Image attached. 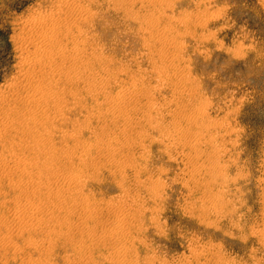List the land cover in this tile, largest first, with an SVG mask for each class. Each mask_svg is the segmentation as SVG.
<instances>
[{"label": "rangeland", "instance_id": "rangeland-1", "mask_svg": "<svg viewBox=\"0 0 264 264\" xmlns=\"http://www.w3.org/2000/svg\"><path fill=\"white\" fill-rule=\"evenodd\" d=\"M61 1L0 0V120L7 108L16 116L14 105L32 93L29 81L42 76L35 73L27 81L25 60L41 52L35 44L43 42V33L57 34L46 46L66 50L65 66L74 70L72 81L59 72L46 73L48 82L62 77L59 98L64 96L34 108L36 121L45 127L35 122L29 130L4 119L10 128L0 136V155L9 163L5 170L0 166V223L11 224H0V241L6 243L0 242V264H264V0H169L171 5L149 7L138 0H76L75 7L92 11L81 18ZM56 16L60 29L55 30L50 22ZM167 37L173 40L169 47ZM78 48L80 59H72ZM118 91L127 100L119 110L131 120H119L103 102ZM184 128L190 138L194 132L202 135L197 152L183 145ZM36 137L47 138L53 148L33 146ZM22 159L31 172L50 166L45 179L57 184L54 189L62 184L64 196L90 200L93 212H88L95 217L84 222L81 215L88 212L80 204L75 210L56 209L59 198L49 193L46 181L33 184L31 172L14 167V160ZM213 167L219 176L211 177ZM36 209L38 216L27 218ZM15 212L25 213L23 227L13 225ZM63 217L73 225H65Z\"/></svg>", "mask_w": 264, "mask_h": 264}, {"label": "bare ground", "instance_id": "bare-ground-1", "mask_svg": "<svg viewBox=\"0 0 264 264\" xmlns=\"http://www.w3.org/2000/svg\"><path fill=\"white\" fill-rule=\"evenodd\" d=\"M75 1L76 0H62L61 1V5H63V6H65V7H67V9H68V12H69V10L71 11V13H74V12H76L77 14H78V16L81 18V17H83V16H85V15H90V13L92 12L91 10H89L90 8L89 7H87V8H85V6H79V7H75L74 5H75ZM89 1V0H88ZM126 1H128V2H131V1H129V0H126ZM126 1H123V2H126ZM135 0H133L132 2L133 3H135L134 2ZM138 1H140L142 4H144L145 6H151V5H157V4H163L164 2H171V1H167V0H138ZM93 2V1H92ZM91 2V3H92ZM122 2V1H121ZM121 2H119V3H121ZM131 2V3H132ZM136 2H137V0H136ZM127 3V2H126ZM130 3V4H131ZM165 3L166 5H171L170 3ZM123 4V3H122ZM121 4V5H122ZM116 5V4H115ZM62 6V7H63ZM114 6V5H113ZM126 6V5H125ZM128 6H130V5H128ZM132 6V5H131ZM141 7V6H140ZM89 8V9H88ZM115 8H118V7H115ZM120 8V7H119ZM128 8V7H127ZM126 8V9H127ZM132 8H133V6H132ZM168 8V7H167ZM88 9V10H87ZM131 10V8H128V11H130ZM148 9V8H147ZM156 9H157V7H156ZM65 10V9H64ZM124 10V9H123ZM154 10V9H153ZM58 12V11H57ZM131 12V11H130ZM63 13V12H62ZM153 13V12H152ZM155 14V13H154ZM92 15V14H91ZM90 15V16H91ZM131 15H132V13H131ZM139 15V14H138ZM137 14H136V16H138ZM143 15H145L144 13H143ZM142 15V16H143ZM147 15V14H146ZM149 15V14H148ZM74 16V15H73ZM72 16V17H73ZM76 17H77V15H75ZM135 15L133 14V17H134ZM155 16V15H154ZM153 16V17H154ZM157 16V15H156ZM155 16V17H156ZM71 17V16H70ZM139 17V16H138ZM146 17V16H145ZM147 17H149V16H147ZM152 17V14H151V18H153ZM58 17L56 16V17H54V18H52V22H50V23H53V26H55L53 29H57V28H59L60 26V24L58 25L57 24V21H58V19H57ZM84 18H86V17H84ZM44 19H46V18H44ZM61 19V18H60ZM77 19V18H76ZM157 19V18H156ZM75 20V19H74ZM155 20V19H154ZM154 20H153V22H154ZM185 20V19H184ZM86 21H87V19H86ZM198 21V20H197ZM60 22V21H59ZM72 22V21H71ZM142 22V21H141ZM171 22V21H170ZM205 22V21H204ZM40 23V22H39ZM44 23V22H43ZM73 23V22H72ZM149 23V22H148ZM156 23V22H155ZM158 23H160V21H158ZM194 23V22H193ZM197 23H199V22H197ZM49 24V23H48ZM154 24V23H153ZM152 24V25H153ZM200 24H201V22H200ZM35 25V24H34ZM52 25V24H51ZM149 25H151L150 23H149ZM158 25V24H157ZM182 25V24H181ZM49 26V25H48ZM153 26H155V25H153ZM67 27V26H66ZM148 27V26H147ZM155 27H157V26H155ZM164 27V26H163ZM52 28V27H51ZM60 29V28H59ZM62 29V28H61ZM68 29V28H67ZM147 29V28H146ZM154 29V28H153ZM158 29H159V25H158ZM167 29V28H166ZM41 30V29H40ZM54 30V31H55ZM168 30V29H167ZM50 31V30H49ZM60 31L61 30H59V31H57V32H55V33H60ZM65 31V30H64ZM42 32V31H41ZM45 32V31H44ZM47 32V31H46ZM53 32V31H52ZM164 32V31H163ZM162 32V33H163ZM38 33V32H37ZM160 33V32H159ZM158 33V34H159ZM54 34V33H53ZM52 34V36H54ZM161 34V33H160ZM43 35H44V37L42 36V34H41V36L43 37V42H40L41 44H35V45H38L39 46V50L41 51L40 53H38V51L35 53V55L33 56H31V57H29V59H27V60H25L26 61V63L29 65V67H28V65H27V70L25 71L26 73H25V75L27 76L26 77V80L27 81H29L30 79H31V75H33V74H35V75H42L41 77H39V78H37V79H35V80H37V81H35V82H33V81H29L30 83H29V85L28 86H30L31 88L30 89H32L31 91H32V93H29L28 91V95L26 96V97H24L25 98V100L21 103V104H17V105H14V109H15V111H16V113H15V117H13L12 116V114H10V112H9V108H7V109H4V116H5V118L4 119H6V118H9L8 119V122H13L12 124H14V122H19V123H22L23 125H25V126H28V127H25L26 129L28 128L29 130H33V126H35L33 123H35V122H38L39 120L38 119H36V115H34V108L36 107V106H38L40 103H42V102H46V101H49L50 100V98H52L53 99V97L55 96V101L54 102H59L60 100V98L61 99H63L62 97L64 96H60V98H59V94H60V92L59 91H61V90H58V85H60V79H62V77L61 78H59V81H58V77L56 78V79H54V80H52V81H50V79H49V82L47 81V79H48V77H47V75L48 74H46V73H48V72H51V73H53L54 71L57 73V72H59V73H62V75L64 76V78H66L65 80H70V81H72V78H71V76H72V72L74 71L71 67H67V66H65L66 65V61L65 60H67L69 57L67 56V53H66V50L64 51H62L61 49H60V51H53V50H50V49H48L47 48V46L46 45H48L49 44V41L51 40V41H53V38L55 39L57 36V34L54 36V37H52V36H47V35H45L44 33H43ZM63 36H65L66 37V35H68L67 33L66 34H62ZM76 35V34H75ZM150 35V34H149ZM183 35V34H182ZM39 36V35H38ZM72 36V35H71ZM166 35H164V37H165ZM49 37V38H48ZM64 37V38H65ZM170 38V37H169ZM168 37L165 39L166 41H164V43L165 44H168V47H169V44H173V40H172V38L171 39H169ZM174 38V37H173ZM176 38V37H175ZM50 39V40H49ZM75 39V38H74ZM57 40H59V39H56L55 40V42H57ZM62 40V39H61ZM156 40V39H155ZM162 40H164V39H162ZM161 40V41H162ZM36 41V40H35ZM42 41V40H41ZM50 41V42H51ZM54 42V43H55ZM86 42V41H85ZM39 43V42H38ZM156 43V42H155ZM154 43V44H155ZM51 44V43H50ZM58 44H59V42H58ZM148 44H149V42H148ZM180 44V43H179ZM150 45V44H149ZM176 45H178V44H176ZM42 46H44V48L42 49ZM77 46V45H76ZM152 46V45H151ZM162 46V45H161ZM35 47V46H34ZM46 47V48H45ZM73 47V46H72ZM164 47V46H163ZM54 48V47H53ZM59 48V47H58ZM61 48V47H60ZM81 48V47H80ZM82 48H84V47H82ZM167 48V47H166ZM165 49V48H164ZM80 49L78 48V49H74V51H73V53L72 54H70V53H68V55L69 56H71V58L72 57H74V58H78V55H79V51ZM83 50V49H82ZM86 50V49H85ZM160 50H161V48H160ZM172 51V50H171ZM27 52V51H26ZM85 52V51H84ZM170 52V51H169ZM174 52V51H173ZM87 53V52H86ZM157 54V53H156ZM166 54V53H165ZM26 55V54H25ZM155 55V54H154ZM27 56V55H26ZM29 56V55H28ZM159 56V55H158ZM167 56H169V55H167ZM176 56V55H175ZM66 58V59H65ZM76 58V59H77ZM73 59V58H72ZM80 59V58H79ZM79 59H77V60H79ZM166 59V58H165ZM171 59V58H170ZM173 60V59H172ZM72 61V60H71ZM76 61V60H75ZM174 61V60H173ZM172 61V62H173ZM70 62V61H69ZM75 65V64H74ZM170 65V64H169ZM172 65V64H171ZM170 65V66H171ZM66 67L68 68V69H66ZM172 67V66H171ZM183 67V66H182ZM76 69V68H75ZM104 69V68H103ZM103 69H102V71H103ZM177 69V68H176ZM179 70V69H178ZM178 72V71H177ZM109 73V72H108ZM55 74V73H54ZM78 74V73H77ZM175 74H176V72H175ZM34 75V76H35ZM110 75V74H109ZM33 76V77H34ZM168 76V75H167ZM73 77V76H72ZM79 77V76H78ZM51 78V77H50ZM93 78V77H92ZM103 78V77H102ZM106 79H107V77H106ZM81 80V79H80ZM188 80V79H187ZM74 81V80H73ZM93 81V80H92ZM178 81H179V79H178ZM164 82V81H163ZM174 82V81H173ZM189 82V81H188ZM191 82V81H190ZM88 83V82H87ZM176 83L178 84V82L176 81ZM185 83H187V81L185 82ZM110 84V83H109ZM163 84V83H162ZM103 85V84H102ZM186 85V84H185ZM25 86V85H24ZM28 86H26V87H28ZM57 87V88H56ZM63 87V86H62ZM62 87H61V89H62ZM65 87V86H64ZM88 87V86H87ZM133 87V86H132ZM188 87V86H187ZM195 87H196V85H195ZM134 88H138L136 85H134ZM140 88H141V86H140ZM64 89V88H63ZM90 92L92 93H94V91H96L97 90V88H95L93 85H92V87H90ZM188 89V88H187ZM193 89V88H192ZM125 90V89H124ZM129 90V89H128ZM140 90V89H139ZM186 90V89H185ZM130 91V90H129ZM128 91V92H129ZM181 91H184V89H182ZM98 92V91H97ZM120 91H118V93H119ZM121 92H123V91H121ZM131 92V91H130ZM174 92V91H173ZM90 93V94H91ZM104 93V92H103ZM172 93V92H171ZM71 94V93H70ZM75 94V93H74ZM95 94H97L96 92H95ZM61 95V94H60ZM71 95H73V93L71 94ZM175 95H176V92H175ZM74 96H76V95H74ZM91 96V95H90ZM95 96V95H94ZM105 96V95H104ZM128 96V95H127ZM130 96V95H129ZM23 97V96H22ZM77 97V96H76ZM98 97V96H97ZM176 97V96H175ZM23 98V99H24ZM128 98V97H127ZM74 99V98H73ZM2 100V99H1ZM5 100V99H4ZM7 100V99H6ZM77 100V99H76ZM173 100V99H172ZM127 100H126V96L125 95H123L122 93H119L118 95H114V96H111V97H106L104 100H103V102L104 103H106L109 107H112V115L113 116H115V117H118L119 118V120L121 119V118H123L124 120H131V118L133 117H130V115L129 116H127L128 114H126L125 113V109H120L119 110V108H120V106H123V104H126L125 102H126ZM203 101V100H202ZM206 101V100H205ZM20 103V102H19ZM63 103V102H62ZM205 103V102H204ZM44 104V103H43ZM42 104V105H43ZM47 103H45L44 105H46ZM52 104H53V102H52ZM55 104V103H54ZM9 105V104H8ZM41 105V104H40ZM57 106V105H56ZM60 106H62V104L60 103ZM60 106H58V107H60ZM180 106V105H179ZM206 106V105H205ZM82 107H83V105H82ZM40 108H42V107H40ZM44 108V107H43ZM102 108V107H101ZM118 108V109H117ZM198 108V107H197ZM208 108V107H207ZM108 109V108H107ZM190 109V108H189ZM198 109H202V107L201 108H198ZM11 110V109H10ZM192 110V109H191ZM194 110H196V109H193L192 111H194ZM199 110V111H200ZM14 111V110H13ZM202 111H203V109L201 110V112H200V114L202 113ZM205 111V110H204ZM199 113V112H198ZM203 113H205V112H203ZM36 114V113H35ZM145 114H147L146 112H145ZM199 114V115H200ZM2 115V114H1ZM94 115V114H93ZM150 115V113L148 114V116ZM196 115H198V114H196ZM196 115L194 114V116L196 117ZM148 116H146L147 118V120L149 121V119H148ZM193 116V117H194ZM1 117V116H0ZM11 117V118H10ZM130 117V118H129ZM151 118H153L152 116H150ZM193 117H192V119H193ZM194 117V118H195ZM39 118V117H38ZM190 118V117H189ZM188 117H187V119H189ZM4 119L3 120H0V136L1 135H3L4 133H5V131L7 130V129H9L10 127H9V125L10 124H8L7 125V123L4 121ZM197 118H195V120H196ZM12 120V121H11ZM36 120H38V121H36ZM40 120H42V119H40ZM45 120V119H44ZM122 120V119H121ZM133 120V119H132ZM146 120V121H147ZM43 121V120H42ZM125 121V122H126ZM134 121V120H133ZM151 121V120H150ZM149 121V122H150ZM189 120H187L186 122H188ZM210 121V120H209ZM40 122V121H39ZM38 122V123H39ZM44 122V121H43ZM46 122H47V120H46ZM122 122H124V121H122ZM134 122H137V121H134ZM175 122V121H174ZM190 122V121H189ZM193 122V121H192ZM128 123V122H127ZM132 123V122H131ZM147 123V122H146ZM12 124H11V126H12ZM40 124V123H39ZM38 124V125H39ZM41 124H43V123H41ZM40 124V125H41ZM48 124V123H47ZM185 124V123H184ZM203 124V123H202ZM211 124V123H210ZM213 124H214V122H213ZM21 125V124H20ZM37 125V126H38ZM44 125V124H43ZM128 125V124H127ZM129 125H130V123H129ZM161 125V124H160ZM188 125V124H187ZM187 125H186V127H187ZM190 125V124H189ZM19 126V125H18ZM132 126H133V124H132ZM199 126V125H198ZM7 127H9V128H7ZM14 127H16V126H14ZM19 127H21V126H19ZM42 127V126H41ZM44 127H45V125H44ZM46 127H48V126H46ZM122 127H124V126H122ZM210 127V126H209ZM215 127V126H214ZM23 128V127H22ZM38 128V127H37ZM124 128H126V127H124ZM127 128H128V126H127ZM179 128V127H178ZM178 128H176V129H178ZM5 129V130H4ZM25 129V130H26ZM165 129V128H164ZM4 130V131H3ZM35 130V129H34ZM18 131H19V129H18ZM22 131V130H21ZM38 131H39V129H38ZM47 131V130H46ZM48 131H50V130H48ZM197 131V130H196ZM32 132V131H31ZM44 132H45V130H44ZM122 132H124V131H122ZM170 132V131H169ZM194 132V131H193ZM199 132V131H198ZM197 132V133H198ZM216 132V131H215ZM28 133V132H27ZM33 133H34V131H33ZM39 133V132H38ZM124 133H126V132H124ZM188 133H190L189 132V130L186 128H184V130L182 131V133H181V135H182V138H183V136H184V138L182 139L183 141H184V143H183V145L186 143V145L188 144L189 146H191L193 149H195L196 150V152H197V149H199V146H200V144H202L203 143V141H202V139L203 138H201L202 137V135L200 136L199 134H197L196 132H194L192 135H193V137L192 138H190L189 136H188ZM195 133L197 134V135H195ZM202 133V132H201ZM5 134H9V133H5ZM24 133H22V135H23ZM29 134H31V133H29ZM36 134V133H35ZM35 134H34V136H35ZM39 134H41V133H39ZM46 134H47V132H46ZM48 134H49V132H48ZM53 134V133H52ZM51 134V135H52ZM123 134V133H122ZM127 134V133H126ZM160 134V133H159ZM173 134V133H172ZM21 135V136H22ZM44 135H45V133H44ZM124 135V134H123ZM122 135V136H123ZM177 135H179V134H177ZM190 135V134H189ZM205 135V134H204ZM25 136V135H24ZM23 136V137H24ZM31 136V135H30ZM41 136H43V135H41ZM122 136H121V138H122ZM151 136V135H150ZM23 137H21V138H23ZM33 137V136H32ZM44 137V136H43ZM20 138V137H19ZM37 138V137H36ZM39 138V137H38ZM36 139L37 141H35L34 142V144H33V146H37L39 149H41V150H43V151H45L47 148H50L51 147V145H50V147H48V144H49V142H48V140L46 141V139L47 138H45V141H39V139L41 138H39V139ZM144 138V137H143ZM147 138V137H146ZM27 139V138H26ZM31 139H34V138H31ZM44 139V138H43ZM21 140V139H20ZM40 140H42V138L40 139ZM111 140H112V138H111ZM159 140V139H158ZM157 140V141H158ZM180 140H181V136H180ZM13 141V140H12ZM115 141V140H114ZM117 141H119V140H117ZM207 140H205V142H206ZM25 142V141H24ZM109 142V141H108ZM108 142H105L106 143V145H107V143ZM116 142V141H115ZM163 142V141H162ZM5 143V142H4ZM16 145H19V143H17V142H14ZM117 143V142H116ZM122 143H124V142H122ZM182 143V142H181ZM11 144H13L12 142H11ZM29 144V143H28ZM31 145H32V143H31ZM31 145H29V147L31 146ZM109 145V144H108ZM107 145V146H108ZM118 145V144H117ZM116 145V146H117ZM124 145V144H123ZM126 145V144H125ZM187 145V146H188ZM13 146V147H12ZM11 146V151H13V154H15L14 153V151L16 150V147L17 146H14V145H12ZM27 146V145H26ZM144 146V145H143ZM142 146V147H143ZM32 147V146H31ZM110 147H112L111 145H110ZM118 147L119 146H117V150H119L118 149ZM191 147H190V149H191ZM35 148V147H34ZM51 148H53V147H51ZM50 148V149H51ZM114 152H112L113 153V158H114V153H116V152H118V151H116V147L114 146ZM212 148H213V146H212ZM121 149H122V147H121ZM40 150V151H41ZM48 150V149H47ZM107 150V149H106ZM217 150V149H216ZM121 151V150H120ZM192 151H194V150H192ZM37 152V151H36ZM39 152V151H38ZM51 152V151H50ZM66 152V151H65ZM69 152H74L73 150H71V151H69ZM122 152V151H121ZM126 152V151H125ZM199 152V151H198ZM44 153H47V152H44ZM67 153V152H66ZM76 153V152H75ZM189 153V152H188ZM80 154V153H79ZM127 154H128V152H127ZM195 154V153H194ZM201 154H202V152H201ZM212 154V153H211ZM210 154V155H211ZM67 155H70V156H72L71 154H67ZM104 155V154H103ZM112 155V154H111ZM111 155H109V156H111ZM123 155V154H122ZM187 155V154H186ZM48 156V155H47ZM75 156V155H74ZM76 156H78V154L76 155ZM108 156V155H107ZM117 156V155H116ZM125 156H126V153H125ZM199 156V155H198ZM46 157V156H45ZM73 157V156H72ZM105 157V156H104ZM122 157H124V155L122 156ZM129 157V156H128ZM195 157V156H194ZM209 157V156H208ZM21 158V157H20ZM19 158V159H20ZM108 158V157H107ZM134 158V157H133ZM212 158V157H211ZM9 159V158H8ZM18 159V158H17ZM83 159V158H82ZM119 159V162H120V158H118ZM123 159H125V157L123 158ZM198 159V158H197ZM196 159V160H197ZM111 159H109V161H110ZM113 160H115V159H113ZM117 160V159H116ZM115 160V161H116ZM122 160V159H121ZM126 160H127V158H126ZM214 160V159H213ZM18 161V160H17ZM19 161H21V160H19ZM25 162H23V159H22V161L21 162H15V160H14V162L16 163V164H14V162H13V165H16V166H14L18 171H20V172H22V173H24V174H29L31 171L29 170L28 171V168L30 167H28V164L27 163H29V162H26V160H24ZM83 161V160H82ZM101 161V160H100ZM11 162V161H10ZM37 162V161H36ZM35 162V163H36ZM53 162V161H52ZM56 161L54 160V163H55ZM111 162H112V160H111ZM7 163H9L8 161H7V158H6V156H5V158H2V155H0V166H1V168H3V170H5L6 169V167H7ZM31 163V162H30ZM50 163H51V161H50ZM60 166H61V159H60ZM113 163V162H112ZM117 164H118V161L116 162ZM185 163V162H184ZM194 163V162H193ZM58 164V163H57ZM95 164H96V162H95ZM107 164V163H106ZM115 164V163H114ZM133 164V163H132ZM199 164V163H198ZM103 165V164H102ZM120 165V164H119ZM196 165V164H195ZM35 166V165H34ZM38 166V165H37ZM37 166H35V167H37ZM49 166V165H48ZM51 166H52V164H51ZM113 166H115L116 167V164L115 165H113ZM112 166V167H113ZM130 166H131V164H130ZM129 166V167H130ZM203 166V165H202ZM215 166V165H214ZM220 166V165H219ZM28 167V168H27ZM50 167V166H49ZM48 167V168H49ZM92 167V166H91ZM125 167V166H124ZM123 167V168H124ZM135 167V166H134ZM221 167H222V165H221ZM46 168V167H45ZM47 168V169H48ZM57 168V167H56ZM56 168H55V170H56ZM111 168V167H110ZM203 168V167H202ZM218 168V167H217ZM217 168H211V169H209L208 171L211 173V177H214V176H219L218 174L220 173L221 174V172H219V168L217 169ZM47 169H46V171H47ZM52 169H53V167H52ZM57 169H59V166H58V168ZM115 169V168H114ZM120 169H121V167H120ZM16 170V171H17ZM112 170V169H111ZM119 170V169H118ZM121 170H123V169H121ZM125 170V169H124ZM140 170V169H139ZM44 169H42V168H38L37 170H35V171H32L30 174H29V177H30V180H31V182H33V184H38L39 183V181L43 178L45 181H46V184H47V188H50L51 190H50V194H53L52 196L54 197V196H56V197H58L59 199H58V202L57 203H55L54 205L57 207L56 209H58L59 211H61V206H67L68 205V207H70L71 208V210L73 209V210H75L76 209V205H79L80 204V206L83 208V212H88V211H92V207L91 206H93L92 204H91V206H90V203L88 202V201H90V200H88V201H78L77 200V198H72V196L71 197H69V196H64V194H63V189H62V187H63V185L61 184V186L62 187H60V186H58L56 189H54V186H56V185H54L53 186V183H54V181H53V179H52V181L53 182H51V178L48 180L47 179V177H46V179H45V176H46V172ZM52 171H54V170H52ZM51 171V172H52ZM58 171V170H57ZM93 171V170H92ZM94 171H96V170H94ZM99 171V170H98ZM112 171H115V170H112ZM111 171V172H112ZM120 171V170H119ZM118 171V172H119ZM189 171H191V170H189ZM4 172V171H3ZM46 172V173H45ZM56 172V171H55ZM194 172H196V171H194ZM0 173H2V172H0ZM49 173V172H48ZM98 173V172H97ZM100 173V172H99ZM114 173V172H113ZM243 173V172H242ZM5 174V173H4ZM21 174V173H20ZM54 174V173H53ZM78 174V173H77ZM81 174H82V172H81ZM86 174V173H85ZM112 174V173H111ZM121 174V173H120ZM128 174V173H127ZM204 174V173H203ZM2 175V174H1ZM15 175V174H14ZM71 175V174H70ZM73 175V174H72ZM71 175V176H72ZM124 175V174H123ZM122 175V176H123ZM126 175V174H125ZM225 175V174H224ZM223 175V176H224ZM2 176H4V175H2ZM67 176H69V175H67ZM74 176H77L76 174L74 175ZM73 176V177H74ZM93 176V175H92ZM26 177H28V176H26ZM53 177V176H52ZM80 177V174L78 175V178ZM84 177V176H83ZM49 178V177H48ZM89 178V177H88ZM152 178V177H151ZM156 178V177H155ZM225 178H226V176H225ZM1 179V178H0ZM12 179V178H11ZM93 179V178H92ZM157 179V178H156ZM159 179V178H158ZM66 180V179H65ZM137 180V179H136ZM211 180V179H210ZM56 181V180H55ZM72 181V177H71V180H69L68 182H67V184H69V188L71 187L70 185H72V183L70 184V182ZM140 181V180H139ZM155 181V180H154ZM161 181V180H160ZM28 182V181H27ZM31 182H28V183H31ZM57 182V181H56ZM60 182H65L64 180L63 181H59L58 182V184L60 183ZM85 182H86V180H85ZM138 182V181H137ZM143 182V181H142ZM207 182V181H206ZM222 182V181H221ZM12 183H15V182H12ZM42 183L43 184H45L43 181H42ZM24 184V183H23ZM74 184V183H73ZM30 185V184H29ZM155 185V184H154ZM159 185V184H158ZM162 185V184H161ZM38 186H40V185H38ZM163 186V185H162ZM25 187V186H24ZM27 187V186H26ZM42 187H43V185H42ZM41 187V188H42ZM45 187V186H44ZM68 187V186H67ZM34 188V187H33ZM40 189V188H39ZM39 189H37V187H36V189H35V191L34 192H38V190ZM46 189V188H45ZM44 189V191L43 190H41V192L43 191L44 192V194H45V192H46V190ZM65 189H66V187H65ZM47 190H49V189H47ZM69 190V189H68ZM67 191V190H66ZM42 192V193H43ZM82 192V191H81ZM48 193V195H50ZM72 193V192H71ZM83 193V192H82ZM22 194V193H21ZM126 194V193H125ZM128 194V193H127ZM157 194V193H156ZM35 195V194H34ZM48 195H47V198H48ZM51 196V195H50ZM49 196V197H50ZM51 196V197H52ZM82 196V195H81ZM55 197V198H56ZM74 197V196H73ZM123 197V196H122ZM43 198V197H42ZM122 199V198H121ZM19 200V199H18ZM48 200V199H47ZM50 200V199H49ZM87 200V199H86ZM54 201V200H53ZM40 202V201H39ZM43 202H48V201H43ZM51 202V201H50ZM91 202V201H90ZM96 202V201H95ZM19 203V202H18ZM49 203V202H48ZM21 204V203H20ZM44 204H46V203H44ZM52 204H53V202H52ZM51 204V205H52ZM107 204V203H106ZM123 204V203H122ZM22 205V204H21ZM49 205V204H48ZM54 205H53V207H54ZM58 205V206H57ZM124 205H125V203H124ZM18 206V205H17ZM37 206V205H36ZM35 206V207H36ZM64 206L62 207V208H64ZM19 207V206H18ZM23 207V206H22ZM25 207V206H24ZM21 208V209H25V208ZM33 207V206H32ZM31 207V208H32ZM37 207H39V204H38V206ZM36 207V208H37ZM45 207V206H44ZM48 207H50V206H48ZM52 207V208H53ZM80 207V208H81ZM98 207V206H97ZM117 207V206H116ZM34 208V207H33ZM41 208V207H40ZM39 208V209H40ZM51 208V209H52ZM69 208V209H70ZM102 208V207H101ZM19 209V208H18ZM43 209V208H42ZM55 209V208H54ZM65 210H66V208H64ZM20 210V209H19ZM22 210V211H23ZM28 210V209H27ZM31 210V209H30ZM32 210H34V209H32ZM37 211H33L32 212V214H27V216L29 215L30 217H27V218H33V217H36V216H38L37 215V212H38V209H36ZM78 210V209H77ZM98 210H99V208H98ZM107 210V209H106ZM112 210V209H111ZM137 210H138V208H137ZM14 211H17V209H15ZM42 211V210H41ZM58 211V212H59ZM70 211V210H69ZM44 212V211H43ZM42 212V213H43ZM76 212V211H75ZM93 212V211H92ZM96 212V211H95ZM113 212V211H112ZM118 212V211H117ZM138 212V211H137ZM24 213V212H23ZM21 214L20 212H15L14 213V215L12 216V218H13V225H22L21 227H23V224H21L22 222H21V220L24 218V214L26 213V211H25V213L24 214ZM89 213V212H88ZM83 214V215H81V218H83V221L84 222H88L90 219H93V217H95L94 216V214H93V216H91V214L92 213H89V214ZM3 214V213H2ZM13 214V213H12ZM41 214V213H40ZM58 214H56V216H57ZM67 215H69V214H67ZM122 215H124V214H122ZM3 216V215H2ZM52 216V215H51ZM72 216H75L74 214L72 215ZM127 216V214L124 216V217H126ZM132 216V215H131ZM4 217V216H3ZM1 218V219H4V218ZM43 217V216H42ZM41 217V218H42ZM53 217H54V215H53ZM60 217V216H59ZM59 217H58V219H59ZM78 217V216H77ZM120 217H122V216H120ZM128 217V216H127ZM133 217V216H132ZM5 218H7L6 216H5ZM11 218V217H10ZM47 218H50V216H48ZM47 218L45 219V220H47ZM54 218H56L57 219V217H54ZM135 218V217H134ZM9 219V218H8ZM37 219H39L38 217H37ZM44 219V218H43ZM43 219H42V222H43ZM52 219V218H51ZM50 219V220H51ZM62 219H64V223H65V225H67V226H69V227H71V225H73V221L74 220H69L68 218H62ZM120 219V218H119ZM23 220H25V219H23ZM33 220V219H32ZM36 220V219H35ZM40 220V219H39ZM49 220V219H48ZM48 220L46 221V222H48ZM49 220V221H50ZM80 220V219H79ZM121 220H125V222H126V218H122ZM139 220V219H138ZM6 221H8V220H5L4 222H6ZM10 221H12V220H10ZM27 221H28V219H27ZM26 221V222H27ZM59 221H61V220H59ZM78 221V220H77ZM82 221V223H84ZM119 221V220H118ZM4 222H2V223H0V224H5V226H9V225H6V223H4ZM21 222V223H20ZM25 222V221H24ZM32 222H34V221H32ZM36 222V221H35ZM115 222H117V221H115ZM123 222V221H122ZM121 222V223H122ZM125 222H123V223H125ZM128 222V221H127ZM30 225H31V221H29L28 222ZM40 223H41V220H40ZM39 223V224H40ZM51 223V222H50ZM59 223V222H58ZM57 223V224H58ZM121 223H118V224H121ZM122 223V224H123ZM44 224V223H43ZM46 224V223H45ZM63 224V223H62ZM127 224H129V223H127ZM132 224V223H131ZM20 225H19V227H20ZM26 225V224H25ZM28 225V224H27ZM34 225V224H33ZM33 225L32 226H30V227H33ZM37 225H38V223H37ZM46 225H48V223L46 224ZM126 225V224H125ZM124 225V226H125ZM134 225V224H133ZM1 226V225H0ZM29 226V225H28ZM27 226V227H28ZM39 226V225H38ZM50 226V225H49ZM60 226V225H59ZM77 226V225H76ZM80 226V225H79ZM124 226H122V227H124ZM16 226H14V228H15ZM34 227H35V225H34ZM44 227V226H43ZM46 227V226H45ZM73 227H75V225L73 226ZM72 227V228H73ZM88 227V226H87ZM94 227V226H93ZM14 228H12V229H14ZM17 228V227H16ZM29 228V227H28ZM28 228H27V230H28ZM37 228V227H36ZM77 228H79V227H77ZM126 228V227H125ZM9 229L10 230H12L10 227H9ZM17 229H19V228H17ZM17 229H15V230H17ZM26 229V227L24 228V230ZM80 229V228H79ZM83 229H84V227H83ZM137 229V228H136ZM10 230H8L9 232H10ZM36 230V229H35ZM53 230V229H52ZM69 230H71L70 228H69ZM87 230V229H86ZM113 230V229H112ZM128 230V229H127ZM14 231V230H13ZM13 231H11V233H13ZM22 231V230H21ZM41 231V230H40ZM119 231V230H118ZM132 231V230H131ZM9 232H8V234H9ZM46 232V231H45ZM50 232V234H51V231H49ZM82 232H83V230H82ZM128 232H129V230H128ZM92 233V232H91ZM95 233V232H94ZM8 234H6V236L8 235ZM69 234V233H68ZM86 234V233H85ZM84 233L82 234V235H85ZM111 234H112V232H111ZM129 234V233H128ZM46 235V234H45ZM48 235V234H47ZM87 235H89V234H87ZM123 235V234H122ZM5 236V235H4ZM4 236H1L2 238L4 237ZM11 236V235H10ZM10 236H7V237H10ZM22 236V235H21ZM98 236V235H97ZM124 236H126V235H124ZM6 237V238H7ZM60 237V236H59ZM66 237V236H65ZM81 237V236H80ZM91 237V236H90ZM11 238V237H10ZM48 238V237H47ZM50 238V237H49ZM71 238V237H70ZM73 238V237H72ZM101 238V237H100ZM104 238V237H103ZM264 238V237H263ZM5 239V238H4ZM3 239V240H4ZM124 239V238H123ZM2 239H1V243H2V241H3ZM56 241V240H55ZM103 241V240H102ZM132 241V240H131ZM4 242V241H3ZM9 241H7V243H8ZM29 242V241H28ZM51 242H54V241H51ZM0 243V244H1ZM36 243V242H35ZM48 243H49V241H48ZM125 243V242H124ZM3 244V243H2ZM6 243H4L3 245H5ZM31 244H33V243H31ZM78 244H80V243H78ZM94 244V243H93ZM122 244V243H121ZM120 244V245H121ZM50 245V244H49ZM91 245V244H90ZM122 245H124V244H122ZM36 246H37V244H36ZM84 246H85V244H84ZM92 246V245H91ZM124 246H126V245H124ZM123 246V247H124ZM132 246V245H131ZM122 247V248H123ZM128 247V246H127ZM126 247V248H127ZM51 248H54V247H52L51 246ZM82 248V247H81ZM117 248V247H116ZM126 248H125V250H126ZM85 249V248H84ZM88 249V248H87ZM94 249H95V247H94ZM121 249V248H120ZM119 249V250H120ZM118 250V251H119ZM124 250V251H125ZM131 250V249H130ZM89 251H90V249H89ZM92 251V250H91ZM117 251V252H118ZM123 251V250H122ZM85 252H87V250L85 249ZM117 252L116 253H114V254H117ZM94 253V252H93ZM123 252H121V254H122ZM126 253H128V252H126ZM120 254V253H119ZM125 254V253H124ZM91 255V254H90ZM87 256V255H86ZM113 256V258H114V255H112ZM119 255H117V257H118ZM83 257H84V255H83ZM115 258H116V256H115ZM120 258V257H119ZM131 258V257H130ZM137 258H138V256H137ZM85 259V258H84ZM107 260H108V258H106ZM117 259V258H116ZM115 259V260H116ZM126 259H128V258H126ZM135 259H136V256H135ZM79 260H81V259H79ZM112 260V259H111ZM119 260H123V257H122V259H119ZM131 261H132V258L130 259ZM134 260V259H133ZM32 262V261H31ZM73 262V261H72ZM123 262V261H122ZM33 263H35V262H33ZM135 262H133V264H134ZM36 264V263H35ZM53 264V263H52ZM71 264V263H70ZM114 264V263H113ZM119 264H121V263H119ZM126 264H127V262H126ZM129 264H131L130 262H129Z\"/></svg>", "mask_w": 264, "mask_h": 264}]
</instances>
